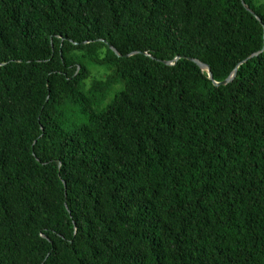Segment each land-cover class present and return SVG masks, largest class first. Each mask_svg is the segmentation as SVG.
<instances>
[{"label":"trees","instance_id":"1","mask_svg":"<svg viewBox=\"0 0 264 264\" xmlns=\"http://www.w3.org/2000/svg\"><path fill=\"white\" fill-rule=\"evenodd\" d=\"M263 27L264 0H0V264H264Z\"/></svg>","mask_w":264,"mask_h":264},{"label":"water","instance_id":"2","mask_svg":"<svg viewBox=\"0 0 264 264\" xmlns=\"http://www.w3.org/2000/svg\"><path fill=\"white\" fill-rule=\"evenodd\" d=\"M263 37H264V27H263ZM108 47H109V48H110V49H111L116 55H119L118 52L116 51V49H115L112 45L108 44ZM262 49H264V45H263ZM256 54H257V52L254 53V55H256ZM178 58H179V57H175L174 61H176ZM188 60L193 61L194 63H196L197 66H198L200 69H202V70H204V71L207 72L209 78H212L211 70H210V68L208 67L207 64H205V63H203V62H201V61H199V60H197V59L191 58V57H188ZM164 63H165V64H169L170 62H169V61H165ZM235 74H236V67L230 72V74H229L224 80L219 81V82L214 81V84H215V85H219V84H226V83H228V82H231L232 79L234 78Z\"/></svg>","mask_w":264,"mask_h":264},{"label":"rangeland","instance_id":"3","mask_svg":"<svg viewBox=\"0 0 264 264\" xmlns=\"http://www.w3.org/2000/svg\"><path fill=\"white\" fill-rule=\"evenodd\" d=\"M99 69H102V68H98L97 66H90L89 67V70L92 74H95V72H98ZM113 90V89H112Z\"/></svg>","mask_w":264,"mask_h":264}]
</instances>
